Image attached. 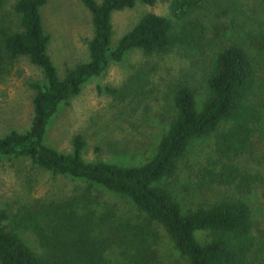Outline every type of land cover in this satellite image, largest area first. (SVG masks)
Listing matches in <instances>:
<instances>
[{
	"label": "trees",
	"instance_id": "1",
	"mask_svg": "<svg viewBox=\"0 0 264 264\" xmlns=\"http://www.w3.org/2000/svg\"><path fill=\"white\" fill-rule=\"evenodd\" d=\"M79 1L92 16L90 59L60 79L42 18L47 0H16L15 28L3 19L6 0H0V78L6 62L19 57L44 77V83L32 84L30 129L0 138V157L29 160L32 168L84 183L68 196L40 198L15 211L0 208V264H165L160 227L181 256L174 264H258L246 198L263 178L238 160L256 137L264 139V86L253 55L264 53V0H172L170 17L144 15L115 47L112 15L156 0ZM133 51H180L207 60L201 78L183 76L171 84L163 117L169 127L154 154L145 163L121 165L87 162L80 135L71 153L49 146L48 130L61 105ZM207 136L214 137L215 154L198 168V185L234 194L184 210L165 182L176 175L192 142ZM103 190L125 199L127 208L108 203Z\"/></svg>",
	"mask_w": 264,
	"mask_h": 264
},
{
	"label": "rangeland",
	"instance_id": "2",
	"mask_svg": "<svg viewBox=\"0 0 264 264\" xmlns=\"http://www.w3.org/2000/svg\"><path fill=\"white\" fill-rule=\"evenodd\" d=\"M15 1L6 0L1 14L14 28L17 25L13 14ZM171 1L156 0L154 5L138 2L134 8L115 12L112 15V47L144 15L155 13L170 17ZM42 18L50 36L48 53L60 79H64L67 69L90 59L88 42L94 35L92 16L79 0H47ZM253 55L259 62L260 81L264 86V53L253 52ZM6 65L0 78V138L13 131L23 133L30 129L35 95L32 84L44 83L41 70L27 57L7 61ZM206 65V59L187 58L180 51L151 56L133 51L122 62L111 63L100 76L83 84L77 96L61 105L49 127L46 143L61 152L71 153L73 141L80 135L85 141L83 157L87 162L145 163L169 127L163 117L171 84L183 76L201 78ZM214 154L213 136L194 140L179 160L176 175L166 180L165 185L184 210L234 194L229 188L199 187L196 172L205 159ZM238 161L242 167L263 178V183L254 186L246 199L253 211L259 244L253 259L264 264V139L256 137L251 151ZM83 185L71 177L32 168L29 160L0 157L1 209L15 211L40 198L68 196ZM102 196L117 208L128 206L125 199L104 190ZM159 229L162 259L165 264H174L181 256L165 230Z\"/></svg>",
	"mask_w": 264,
	"mask_h": 264
}]
</instances>
